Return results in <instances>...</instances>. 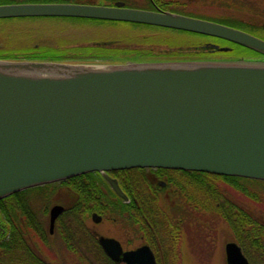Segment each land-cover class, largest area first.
<instances>
[{
  "label": "water",
  "instance_id": "water-1",
  "mask_svg": "<svg viewBox=\"0 0 264 264\" xmlns=\"http://www.w3.org/2000/svg\"><path fill=\"white\" fill-rule=\"evenodd\" d=\"M19 16L163 26L226 39L264 55V39L239 28L121 2L0 5V18ZM133 167L264 180V57L105 64L0 58V198L98 171L125 199L107 171ZM61 210L52 205L51 226ZM99 241L123 264L155 263L148 245L122 251L113 237ZM224 258L225 264H250L233 240L224 243Z\"/></svg>",
  "mask_w": 264,
  "mask_h": 264
},
{
  "label": "trees",
  "instance_id": "trees-1",
  "mask_svg": "<svg viewBox=\"0 0 264 264\" xmlns=\"http://www.w3.org/2000/svg\"><path fill=\"white\" fill-rule=\"evenodd\" d=\"M240 7L244 8L245 5L242 3ZM50 18L57 21H66L65 23L69 26L89 25L86 21H91V19L74 17ZM93 21L101 24L102 22L127 24L131 27H143L145 30L124 31L125 39H129V41H123L122 37L112 38L108 41H75L65 39L59 34L52 42L55 46L45 47L40 44L39 48L33 47L26 51H0V57L74 62L95 60L102 62H125L127 60L236 59L241 57L245 59H259L264 57L259 52L239 45L231 51H218L214 53L200 47L189 49V51L185 50L187 51L185 54L172 52L164 47L165 45H161L162 43H156L158 38L154 36L159 34L158 37L162 38L163 36L165 38L166 35L175 31L177 33H193L134 22L95 19L91 22ZM217 21L253 33L248 22L230 18L219 19ZM177 172L193 180L196 183L194 184L195 190L187 191L186 187L184 190L181 187L183 179L178 177L175 179L171 178V188L174 191L171 192L170 197H172L173 201L171 204H168L167 208L163 204H160L158 196L150 201H141V198L143 196L146 197V195L141 193L143 191L140 192V190L151 189L150 181L145 175H140L141 178H138V181L130 186L133 193L131 194L132 199L129 206L122 202L121 199H117L113 193L110 195L108 192H103L109 191V188L105 186L101 178L92 175V172L76 175L68 179L80 182L70 185V195L72 196L80 191H98L97 193L102 199L94 203L95 210H102L104 215L114 219L120 228L126 222L132 227L136 226V224H144L149 239L153 240L152 238H154L155 240L152 242L150 240L151 243H161L163 246L166 244L170 245L171 249H174L176 253H178L184 235L208 236L216 222L221 221L229 227L233 239L240 245L250 264H264V216L261 217L255 211L248 209L226 195L228 186L237 190V192L251 201L262 202L264 200V180L235 175H216L202 171L177 170ZM84 176H86V179ZM184 182L188 181L185 180ZM60 185L64 186L65 182L39 185L19 191L18 193L24 197V200L21 202L23 205L21 209L15 208L13 206L14 203L9 202L11 195L1 198L0 202L7 200V205L10 207V212L15 222V224H12L10 235H26V217L24 212L27 204V192L31 189H37L38 191H46L45 193L51 196ZM50 186L53 188H50ZM175 191H180L181 194L179 193L180 195H178V192ZM75 202V200H71V203ZM127 209L129 211L128 214L125 213ZM67 211L68 213L71 212ZM82 214L84 215V210ZM73 215L69 214L66 216L67 223H71L70 225L76 220ZM82 219L84 218L82 217ZM167 240H171L172 243H166ZM13 245L11 241H1L0 253L4 256H10L21 251L20 248L12 247ZM97 260L101 263L109 264V260L103 259L100 254ZM82 264L88 263L83 259Z\"/></svg>",
  "mask_w": 264,
  "mask_h": 264
},
{
  "label": "flooded vegetation",
  "instance_id": "flooded-vegetation-1",
  "mask_svg": "<svg viewBox=\"0 0 264 264\" xmlns=\"http://www.w3.org/2000/svg\"><path fill=\"white\" fill-rule=\"evenodd\" d=\"M203 1L214 2L216 4H201ZM242 1L243 0H0V5L14 3H79L114 5L117 2H121L125 7L171 11L216 21L225 18L237 20H243L242 18L258 19L260 20L259 23L250 22L249 24L253 30L252 32L264 39V0H251L249 6L244 4V8L240 7ZM257 7H260V9H257ZM209 11L212 13L211 16L206 14ZM25 18L29 17L19 16L0 18V51H26L33 47L39 48L40 44L45 47L54 46V44L50 45L48 38H44L40 43L37 41L35 44L31 42L17 44L10 40L15 29L11 26H6L7 23L4 25V23ZM214 44L218 46H230V50L237 46L227 40L210 36L208 39H205L204 44L200 45V47L203 46L207 50H213L214 47L212 45ZM177 170L179 169L128 168L108 170L107 174L117 180L118 185L126 196L125 199L120 198L115 194L101 172L95 171L92 172V175L101 178L105 183V186L109 188V191L103 192H108L110 195L113 193L117 199H121L122 202L129 206L132 199L131 194L133 193V190H131L132 187L130 186L137 182L138 178H141L140 175H145L151 184V189L146 188L140 190V192L143 191L141 193L146 195V197L143 196L141 198V201H150L154 197L160 195L163 189L171 186L172 182H170V179L178 177L175 175ZM84 178L86 179V176H84ZM68 179L60 181L65 182V185H60V187L66 191L67 198L71 199H68L67 202L63 203L59 200L53 203L60 204L62 210L56 216L52 226L50 224V209L53 204L42 208L39 214L34 209L33 199L30 197L27 198L26 210L24 212L26 217L25 236L10 235L12 224H15V222L13 221L14 219L10 212V207L7 205V200L0 202V242L3 240L11 241L12 244H14L12 247L21 249V251L10 256H4L0 253V264H82L83 259L86 263L93 264L92 262L99 258V254L103 259L109 260V264H123V262H119L120 260H113L106 254L99 241L100 236L117 239L121 245L122 251L132 250L141 245H148L155 258L154 264H160L161 262H159V259L163 257L171 258L172 252L169 251H172L171 246L167 244L163 246L161 243L156 242V244L151 243L155 240L154 238H152L153 240L149 239L144 224H136V226L132 227L126 222L120 228L114 219L111 218L112 222L110 224H112V226L114 224L117 225L116 227H111L113 232L109 233V230L105 231L100 229L98 225L103 221L104 213L102 210H95L94 203L97 200L102 199V197L98 195V191H80L71 196L70 185L75 182L78 183L79 181ZM135 189L138 191L137 188ZM10 195L9 202L14 203L13 206L15 208L21 209V207H23L21 204L24 200L23 195H20L18 192ZM72 199L76 202L71 203ZM67 210L71 212L68 213ZM72 210H74V212H72ZM83 210L84 215L82 214ZM125 211V213L128 214V209ZM69 214H74L73 216L76 219L72 225H70L71 223L68 224L66 220V216ZM82 217L84 219H82ZM107 223L109 224V219L107 220ZM118 231L123 232L126 239H124L125 236L123 233H121V235ZM127 236H131L132 242L129 241L130 239ZM169 241L167 240L166 243H172L171 240ZM173 251L175 252L174 249ZM158 253H163V255L158 256ZM175 255L177 256L176 252Z\"/></svg>",
  "mask_w": 264,
  "mask_h": 264
},
{
  "label": "rangeland",
  "instance_id": "rangeland-1",
  "mask_svg": "<svg viewBox=\"0 0 264 264\" xmlns=\"http://www.w3.org/2000/svg\"><path fill=\"white\" fill-rule=\"evenodd\" d=\"M250 2L251 0L242 1L243 4H247L248 6L250 5ZM201 4L215 5L216 3L203 1ZM257 9H260V7H257ZM206 14H209L211 16L212 13L209 11ZM242 19L243 20H240L248 23L260 22V20L258 19ZM65 22L57 21L50 17H30L5 22L4 25L7 23L6 26H11L13 29H15V32L13 33V35H11L12 38L10 40L14 41V43L17 44H22V42H31L35 44L37 41H39L40 43V41L44 40V38H48L51 45L54 44L52 42L53 40H55L56 37L59 36V34H61V36L65 39L75 41H108L112 38L118 37H122L123 41H129V39H125L126 36L123 33L124 31L126 32L133 30H145V28L143 27H131L130 25L121 23L112 24L109 22H102L101 24L96 21H86L89 25L83 24L78 26H69ZM170 34L171 36L169 37ZM170 34L166 35L165 38H163V36L162 38L158 37L159 34L155 35L154 37L158 38L156 43H162L161 45H165L164 47L168 48L172 52L183 54L189 51L191 47H194L200 43H204L205 39H208V37H210L195 33H177L176 31ZM95 64H105V62H96ZM175 175L179 178H182L183 180L188 181L182 182L181 184V187L184 190L185 187L187 191L195 190L194 184L196 183L193 180L189 179L188 176L185 177L181 173L178 174V172H176ZM187 184L189 185L187 186ZM50 188L53 187L50 186ZM61 189L62 188L58 186L56 190L51 194V196L48 195V193H45L46 191H38L37 189H31L27 192V198L30 197L33 199L34 209L37 213L40 214L42 208L46 207L47 205L50 206L58 200L63 203L67 202L68 199H71L67 198V195L65 193L66 191H63V189ZM171 190L174 191L171 186H168L166 189H163L164 192L161 191L160 195H158L160 204H163L166 208L168 204H171L173 201L172 197H170V194L172 192ZM227 190V197L231 198L234 201H237L241 205L246 206L248 209L255 211L261 217L264 216V200L262 202L257 203L244 197L242 194L237 192V190L231 187L227 186ZM176 192H178V195L181 194L180 191ZM106 219H109V224L107 223ZM111 222V217L104 215L103 221L99 225H97L100 229L105 231L109 230V233H111L113 232L111 227L117 226L116 224L112 226V224H110ZM119 233L121 234L123 232ZM123 235L125 236L124 233ZM127 237L130 239L129 241L132 242L131 236ZM124 239H126V236ZM229 240H233L229 227L225 223L217 221L208 236L200 237L197 235H184L183 239L181 240L182 243L180 242L181 244L177 256L175 255V252L173 250H169L170 252H172L171 258L163 257L159 259V262H161L160 264H176V262L177 264H225L224 243ZM159 255L162 256L163 253H158V256ZM119 262L122 263V261ZM92 263L104 264L98 260H94V262Z\"/></svg>",
  "mask_w": 264,
  "mask_h": 264
}]
</instances>
